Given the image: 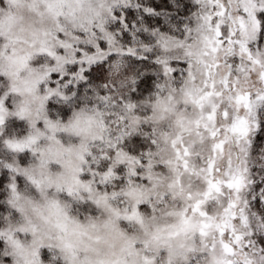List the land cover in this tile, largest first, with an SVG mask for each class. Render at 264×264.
<instances>
[{"label":"clouds","instance_id":"obj_1","mask_svg":"<svg viewBox=\"0 0 264 264\" xmlns=\"http://www.w3.org/2000/svg\"><path fill=\"white\" fill-rule=\"evenodd\" d=\"M48 3L0 0V178L53 180L0 189V264H264V0Z\"/></svg>","mask_w":264,"mask_h":264},{"label":"snow or ice","instance_id":"obj_2","mask_svg":"<svg viewBox=\"0 0 264 264\" xmlns=\"http://www.w3.org/2000/svg\"><path fill=\"white\" fill-rule=\"evenodd\" d=\"M14 3L18 2V0H13ZM46 3H48V0H46ZM38 11V9H37ZM47 11L48 12H52L54 11V9L51 7V3H48V7H47ZM262 18H264V14H262ZM14 23L15 22V17L13 16H9L6 20H0V24L3 23ZM50 55H53V53H49ZM86 55V53L83 50H78L75 52V56L78 58V63L80 64H85V61L82 59V57H84ZM76 69H73V72H75ZM81 71H84L83 68H81ZM85 75H88L87 72H84ZM69 79L68 76H64L63 79H58L57 77H53V81L50 84V87L52 89V92L54 93H59V86L63 85L65 87H68L70 89V85L65 84V81H67ZM51 94V93H50ZM3 101H0V106H2ZM10 106V105H9ZM53 107L55 105H52ZM6 111V110H5ZM23 111L21 110L20 113H17V115H23ZM4 123V116L0 115V124ZM260 130H264V123L261 124V128ZM35 138H29L28 140L25 141H10L9 142V146L14 149V150H23L24 148H31L32 143L34 142ZM40 162L39 164L32 170H28V169H24L21 170L19 168H15L12 165H8L9 168V172L12 173V177H11V181L17 180L20 178L21 173L35 186L36 190L39 191L41 194H44L46 192V189L49 187H52L53 185V180L51 178V173L48 171V166L51 163V161L45 159L43 156H41L39 158ZM264 174V173H262ZM5 176L7 177V173L5 174ZM9 182L7 184V186L4 183V178H0V189H4L5 187L7 188L8 191L11 192V200L9 201V203L13 204V206H15L16 202L19 201L21 199V196L19 194V192L17 191V185L14 182ZM261 184H264V181H261ZM59 185H57V188L59 189ZM260 185H257V188H259ZM30 202V201H29ZM129 220L132 219H139L137 213L133 212L132 215L127 216L126 217ZM107 226V225H106ZM58 227H61L60 225H58ZM90 227H95L94 224L90 225ZM24 231H27L28 229H23ZM31 231L33 232V235H36V227L35 225L31 226ZM82 236H86L88 235L87 230H85L84 232L81 233ZM89 239H93V237H89ZM94 239L96 240V242H99L101 240L100 236H96L94 237ZM60 240V244L59 246L61 247V249L65 252H70L72 254V256H75V244L71 241L65 240L63 237L59 238ZM14 244H17L19 246H23L21 244V242L19 241H14ZM81 243H83V241H81ZM40 246H41V241H38L36 239L33 240L32 242V246L30 247V254L36 258L33 260V264H39L38 258L40 256ZM52 245H49V247H51ZM3 248V241L0 240V249ZM43 258L45 260L49 259V254L48 252H44L43 253ZM146 260V264H148L147 262V258H145ZM98 264H126V262H122L119 258L110 260V261H99Z\"/></svg>","mask_w":264,"mask_h":264},{"label":"trees","instance_id":"obj_3","mask_svg":"<svg viewBox=\"0 0 264 264\" xmlns=\"http://www.w3.org/2000/svg\"><path fill=\"white\" fill-rule=\"evenodd\" d=\"M264 144V130H261L260 134L257 136V147Z\"/></svg>","mask_w":264,"mask_h":264}]
</instances>
